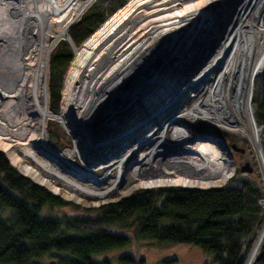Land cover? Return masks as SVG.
Segmentation results:
<instances>
[{
    "label": "bare ground",
    "instance_id": "obj_1",
    "mask_svg": "<svg viewBox=\"0 0 264 264\" xmlns=\"http://www.w3.org/2000/svg\"><path fill=\"white\" fill-rule=\"evenodd\" d=\"M90 1L0 0V148L22 173L52 192H61L52 185L58 180L101 199L117 181L126 194L139 186L210 187L228 180L236 171L229 147L213 135L198 141L203 134L178 122L187 116L249 137L264 173L262 131L251 103L253 80L264 70V0H128L73 45L61 109L54 112L49 53ZM189 95L197 99L178 113ZM134 114L132 127L116 125L105 138L91 137L92 126L124 123ZM50 118L75 134L73 147L49 144L41 128ZM136 127L142 134L132 138ZM146 143L148 151L123 171L126 157ZM76 154L89 168L107 171L89 173ZM30 156L33 162H21ZM109 178L113 187L101 190ZM263 243L264 222L244 264L255 263Z\"/></svg>",
    "mask_w": 264,
    "mask_h": 264
},
{
    "label": "trees",
    "instance_id": "obj_2",
    "mask_svg": "<svg viewBox=\"0 0 264 264\" xmlns=\"http://www.w3.org/2000/svg\"><path fill=\"white\" fill-rule=\"evenodd\" d=\"M125 1L94 0L69 25L72 41L61 39L52 48L47 90L54 112L61 108L63 78L74 55L72 45L80 46ZM253 93L264 152V70L255 78ZM47 129L54 136L49 143L61 147L54 124L50 122ZM9 161L0 150V264H42L48 255L55 264H108L96 256L126 247L134 238L195 244L212 255L213 264H244L253 235L264 222V209L259 205L264 190L247 176L208 189L140 188L117 201L89 208L86 215L43 217L45 205L60 207L68 201L19 174ZM259 251L255 264H264V243ZM134 261L132 255H122L119 264Z\"/></svg>",
    "mask_w": 264,
    "mask_h": 264
},
{
    "label": "rangeland",
    "instance_id": "obj_3",
    "mask_svg": "<svg viewBox=\"0 0 264 264\" xmlns=\"http://www.w3.org/2000/svg\"><path fill=\"white\" fill-rule=\"evenodd\" d=\"M128 0L125 1L124 5L126 4ZM93 0L90 1V3L92 4ZM90 3L88 5H90ZM87 5V7H88ZM123 6V5H122ZM86 7V8H87ZM120 8V7H119ZM86 10V9H85ZM116 11V10H115ZM84 12V10L82 11ZM82 12H80L78 15H76V18L74 19V21H76V19H78V17L82 14ZM112 13L108 14L111 15ZM74 21L70 22V24H72ZM62 40H67V39H63ZM60 41V40H59ZM58 41V42H59ZM70 41V40H69ZM57 43V42H56ZM56 45V44H55ZM54 45V46H55ZM73 48V45H72ZM75 53V51L73 52V54ZM74 57V55H73ZM72 57V58H73ZM71 58V59H72ZM200 60H204V58L200 57ZM48 61V60H47ZM72 62V60H71ZM70 62V63H71ZM70 63L68 64V68H67V72L68 73V69L70 66ZM49 64V61H48ZM48 64H47V75L49 74L48 71ZM261 72V71H259ZM66 74H64V85H65V76ZM46 75V78H47ZM259 75V74H258ZM257 75V76H258ZM45 78V79H46ZM47 82V79H46ZM48 84V82H47ZM254 86H255V80H253V86H252V93L254 90ZM63 88V85H62ZM62 92V90H61ZM63 95V92H62ZM61 95V97H62ZM254 96V93H253ZM252 96V98H253ZM196 97V98H195ZM197 99V96H188V98L186 99L184 104V107L179 108V110L177 111L179 112H183L184 108L186 106H191L195 100ZM252 103V101H251ZM61 109V108H60ZM138 109V108H137ZM139 113L136 111V113L140 115H142V111L140 109H138ZM131 118H126V120H124L123 122H114L111 125H103V126H92V128L90 129V132L94 135H92V138H105L108 136V133L111 134L113 132V128L116 127V125L120 126V129L123 128L125 125L128 126L129 128L133 126L134 121L136 119V114ZM176 114V113H175ZM51 122L52 124H54V133L57 134L60 138H58L60 140V144L61 147H57L56 149H65V148H71L74 146V135L72 133H69V131L66 129V126L63 125L61 123V121H57L54 120L53 118H50V120H48V122ZM49 122V123H50ZM178 122L183 125L184 127L186 126V128H188L193 134L198 135V134H203V137H197L198 141L199 140H204V142L206 141H213L214 139H212L210 136L214 135L218 136V137H223V141L225 142V145H227L229 147V152L231 153V155L233 156L234 159V164L236 166V171H234L232 177L228 178V180L226 179L225 181H220L219 184H211L210 187H206V186H195V185H190L191 187H195V188H212L213 186L216 187H222L225 184H232V183H236L237 180L235 177H240V176H247V178H250L251 180H255L258 183V186H260L263 190H264V173L261 170V167L259 165V160H258V155L257 152L255 150V147L253 146V143L251 142V140L249 139V137L245 136L244 134H240V133H236L235 131H228L226 129H224V127L221 126H215L214 124L205 121L203 118H198V119H193L192 117H180V120H178ZM201 123L204 124V126H198ZM48 124V123H47ZM198 126V127H197ZM46 128V130H45ZM48 126H42V131H44V134L47 135V139L50 140L51 139V132L48 131ZM156 130H160L157 127L155 128ZM112 130V132H110ZM116 129H114V131H116ZM50 133V135H49ZM139 133V134H138ZM97 134V135H96ZM137 134V135H136ZM141 130L138 129V127L135 128V134H133V136H131L132 138H135L138 135H141ZM205 135V136H204ZM262 136V135H261ZM54 137V136H52ZM210 137V138H209ZM49 142V141H48ZM232 143L235 144V147L232 145ZM50 144V143H49ZM149 143L143 144L142 147H138L136 148V150H134L132 152L131 155H128L126 157V159L124 160V164L122 166V170L126 171L127 167L130 166L133 162L134 159H136L137 157H139L140 154L142 153H146L148 151L149 148ZM237 148H241L244 147V150H240V149H236ZM263 147V145H262ZM39 149V147H36V150ZM0 150H2L0 148ZM3 154L6 156V158H8L10 161V163L14 166V168H16L19 172V174H23L24 173L21 172V169L19 168V164L18 165H14V163L11 162V159L7 156V154L2 150ZM263 152V149H262ZM17 153L20 155L23 154L22 152V148L19 147ZM264 154V152H263ZM77 155L76 158V162L78 163V165L83 166L85 170H90L89 173L93 174V175H98V176H102L104 175V173L107 171V167H94V168H89L88 165H86L81 157V155ZM92 158H89V160H91ZM33 158L30 156V158H24L21 162L22 163H31L33 162ZM249 163L250 167H253V171L251 172H247L246 170L241 171V166L242 164H244L245 162ZM92 169V170H91ZM25 177L32 179L33 182H35V180L33 178H30L28 176L25 175ZM113 178H115L113 176ZM113 178H109L106 183H104L103 185H101L100 189L104 190L108 187H113L112 186V180ZM36 183V182H35ZM111 183V184H110ZM116 186L112 189L111 192H109L107 194V196L105 197V199H101L100 197H92L89 195H79V193L74 192L72 190H70L68 187H64L61 185V183L57 180V181H53L52 185H57L58 187H61V192H52L50 188H47L46 185L42 184L39 185L36 183V185L40 186V187H45L48 189V191L52 194L58 195L60 198H62L63 200L66 199L68 201L67 204H64L63 206H48L45 205L43 207V212L41 213L42 216L44 217H48V218H54V217H61V216H65V215H70L71 217H74L76 215H86V213H89L91 209V207H96L98 205H102V204H106L108 201L114 202L117 201V199L119 198H123V197H127L128 195H130L131 193H134L135 191H137L138 189L142 188V189H148V188H153V189H157L160 186H164V187H169V186H174V187H180V186H185L183 184H169V185H159V186H149V187H143V186H139L138 188L134 189V190H130L129 192H127L126 194L123 193V191H125V186H123L121 181H117L116 182ZM108 185V186H107ZM190 186H185L186 188H190ZM124 188V189H123ZM69 195H74L75 198L70 197ZM259 205H261V207L264 209V197L262 199H259ZM262 224V223H261ZM260 224V226H261ZM259 226V227H260ZM256 233H257V229H256ZM256 233L253 235L252 241L254 243V238ZM252 243V245H253ZM250 247V246H249ZM251 248V247H250ZM248 250H250L248 248ZM247 250V251H248ZM248 254V253H247ZM122 255H132L133 258H135L134 264H213L212 263V255L209 254L206 251H203L202 249H200L197 245L193 244H187V243H183V244H177L176 242H172V243H161L159 244L155 239H145V238H140V239H133L130 241V244L126 247H120L119 249H112L109 250V252H105V253H100L98 256H96L97 259H105L107 260L109 263L108 264H119V259L120 256ZM141 257L143 258L141 260ZM141 260V261H140ZM42 264H55L56 261L55 259L51 256L48 255L46 256L44 259L41 260Z\"/></svg>",
    "mask_w": 264,
    "mask_h": 264
},
{
    "label": "water",
    "instance_id": "obj_4",
    "mask_svg": "<svg viewBox=\"0 0 264 264\" xmlns=\"http://www.w3.org/2000/svg\"><path fill=\"white\" fill-rule=\"evenodd\" d=\"M65 39H69L70 41H72L71 39H70V37L69 36H67V38H65ZM262 127V126H261ZM261 129V128H260ZM214 137H217V138H221V139H223V137H218V136H215L214 135ZM234 144V143H233ZM241 168V171H244V170H246L248 173L249 172H251V171H253V167H250L249 166V163L246 161L244 164H242V166L240 167ZM259 255H261V253L260 254H257V257L255 258V260H254V262L258 259V257H259ZM256 263V262H255ZM254 263V264H255Z\"/></svg>",
    "mask_w": 264,
    "mask_h": 264
},
{
    "label": "flooded vegetation",
    "instance_id": "obj_5",
    "mask_svg": "<svg viewBox=\"0 0 264 264\" xmlns=\"http://www.w3.org/2000/svg\"><path fill=\"white\" fill-rule=\"evenodd\" d=\"M233 144V143H232ZM235 147V144L233 145ZM236 149H240V150H244V147H241V148H237Z\"/></svg>",
    "mask_w": 264,
    "mask_h": 264
}]
</instances>
